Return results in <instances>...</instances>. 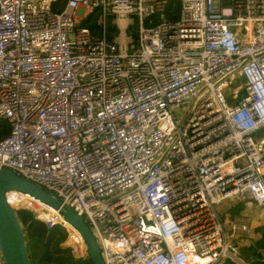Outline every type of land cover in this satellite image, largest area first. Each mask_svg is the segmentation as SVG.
<instances>
[{
	"label": "built area",
	"instance_id": "1",
	"mask_svg": "<svg viewBox=\"0 0 264 264\" xmlns=\"http://www.w3.org/2000/svg\"><path fill=\"white\" fill-rule=\"evenodd\" d=\"M0 122V171L103 264H249L225 212L264 210V0H0Z\"/></svg>",
	"mask_w": 264,
	"mask_h": 264
},
{
	"label": "water",
	"instance_id": "2",
	"mask_svg": "<svg viewBox=\"0 0 264 264\" xmlns=\"http://www.w3.org/2000/svg\"><path fill=\"white\" fill-rule=\"evenodd\" d=\"M19 192L52 208L81 236L92 264H103L99 248L83 218L36 184L5 168L0 171V258L2 264H29L17 212L7 202V193Z\"/></svg>",
	"mask_w": 264,
	"mask_h": 264
},
{
	"label": "trees",
	"instance_id": "3",
	"mask_svg": "<svg viewBox=\"0 0 264 264\" xmlns=\"http://www.w3.org/2000/svg\"><path fill=\"white\" fill-rule=\"evenodd\" d=\"M89 27L92 32L96 29L94 25ZM113 30L114 28H109V31ZM8 133L9 128L6 123L0 122V140L5 138ZM55 213L49 211L48 214L39 215L47 220ZM17 215L23 231L29 264H92L88 258L84 260L76 259L70 253V250L64 247L66 232L61 227L56 225L48 227L47 223L39 220L33 211L25 208L18 209ZM255 230L259 236L258 240L247 251L238 250L237 256L246 261L253 259L249 262L250 264H264V224ZM219 264L235 263L228 258H224Z\"/></svg>",
	"mask_w": 264,
	"mask_h": 264
},
{
	"label": "rangeland",
	"instance_id": "4",
	"mask_svg": "<svg viewBox=\"0 0 264 264\" xmlns=\"http://www.w3.org/2000/svg\"><path fill=\"white\" fill-rule=\"evenodd\" d=\"M91 25H94V21L91 23ZM85 27H89L88 25H82ZM183 110L177 111V116H180L182 114ZM25 202L28 204L27 205H18L16 207H12L16 212L18 209L20 208H25L28 210L33 211V213L35 214V216H37L38 214L40 215H45L48 214L50 210L49 208H45L44 205L40 204L39 202L31 199L30 197H25ZM250 202L246 201L244 203H237L236 205H231L230 210L226 211L225 213L228 214V216L230 217V219L232 218H239L240 221H244V220H248V231L245 233L244 236H241V238L238 240V238H232V239H228L229 243H233L235 245L238 244V250L240 251H247V249L249 247H251L257 240H258V234L256 232V228L263 225L264 224V210L259 208V209H255L254 207L250 206ZM238 206V207H237ZM234 207V208H233ZM238 209H237V208ZM33 208V209H32ZM226 208V207H225ZM35 210V211H34ZM48 212V213H47ZM38 213V214H37ZM221 218V222L223 224L224 227H226V218L224 215H220ZM229 219V220H230ZM244 241V243L242 244V242ZM242 244V245H241ZM237 250V251H238ZM240 254V252H239ZM253 259L250 260H245L246 262H250ZM250 264V263H249Z\"/></svg>",
	"mask_w": 264,
	"mask_h": 264
},
{
	"label": "bare ground",
	"instance_id": "5",
	"mask_svg": "<svg viewBox=\"0 0 264 264\" xmlns=\"http://www.w3.org/2000/svg\"><path fill=\"white\" fill-rule=\"evenodd\" d=\"M25 197H27V196H25L24 194L23 195H18L15 191H10V192H8L7 193V197H6V199H7V202L9 203V205L11 206V207H16V206H18V205H21L22 206V204L23 205H27L28 206V204L25 202ZM28 197H30V196H28ZM31 198V197H30ZM32 199V198H31ZM33 200H35V199H33ZM35 201H37V200H35ZM38 202V201H37ZM40 203V202H39ZM40 204H42V203H40ZM42 205H44V204H42ZM45 207H47V208H49L50 210H52V211H54V212H56L55 210H53L52 208H50V207H48V206H46V205H44ZM51 219H55V221H59L60 220V217L57 215V212L53 215V216H51L50 217ZM49 218V219H50Z\"/></svg>",
	"mask_w": 264,
	"mask_h": 264
},
{
	"label": "crops",
	"instance_id": "6",
	"mask_svg": "<svg viewBox=\"0 0 264 264\" xmlns=\"http://www.w3.org/2000/svg\"><path fill=\"white\" fill-rule=\"evenodd\" d=\"M0 264H2V262H1V258H0Z\"/></svg>",
	"mask_w": 264,
	"mask_h": 264
}]
</instances>
